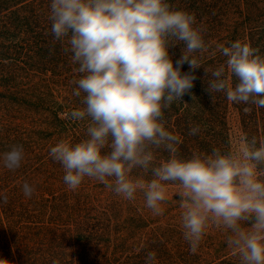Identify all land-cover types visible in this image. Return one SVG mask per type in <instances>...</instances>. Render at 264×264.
I'll list each match as a JSON object with an SVG mask.
<instances>
[{"label":"clouds","instance_id":"9594fccd","mask_svg":"<svg viewBox=\"0 0 264 264\" xmlns=\"http://www.w3.org/2000/svg\"><path fill=\"white\" fill-rule=\"evenodd\" d=\"M49 7L53 43L77 65L70 84L79 105L68 119L86 122V138L61 139L49 152L62 166L67 188L77 190L91 178L125 200L142 193L145 207L159 216L171 182L179 188L180 227L191 253L214 228L226 233L239 264H264V138L244 134L226 152L217 147L183 158L180 138L165 126V110L174 102L189 106L183 97L191 94L193 72L210 48L195 15L168 0H51ZM180 44L182 55L174 63L170 49ZM215 51L226 60L214 69L204 67L211 74L206 91L212 100L223 93L232 103L264 107L259 49L238 39L216 44ZM185 63L192 71L182 72ZM200 131L193 125L188 134ZM159 149L169 158L157 164ZM24 158L23 145H13L0 153V166L16 171ZM136 169L142 174L133 175ZM149 172L152 179L146 180ZM22 190L28 198L36 191L27 181ZM2 199L7 202L6 195ZM156 255L147 252L145 264H156Z\"/></svg>","mask_w":264,"mask_h":264},{"label":"trees","instance_id":"16d2710c","mask_svg":"<svg viewBox=\"0 0 264 264\" xmlns=\"http://www.w3.org/2000/svg\"><path fill=\"white\" fill-rule=\"evenodd\" d=\"M195 15L206 30L209 51L190 95L165 110V126L180 138L178 155L194 151L210 154L231 145L229 111H235L242 135L264 138V107L236 104L223 93L215 99L206 91L205 68L224 63L215 45L249 42L264 56V0H168ZM51 0H0V153L23 145L21 167L0 166V260L7 264H145L156 252V264H239L228 248L226 233L210 229L196 253H191L180 227V197L167 199L163 213L154 216L142 193L132 201L117 196L104 184L85 178L77 190L63 182L64 170L49 155L59 140L73 143L86 138V122L68 119L79 105L72 96L77 65L59 42L53 43L48 20ZM183 45L170 49L175 63ZM198 58L199 54H197ZM192 71L187 63L182 72ZM235 78L231 83L235 84ZM196 100L193 101L192 97ZM193 107L195 111H193ZM251 107L250 113L243 109ZM199 125V134H188ZM156 163L169 153L155 150ZM136 169L133 175H141ZM146 180L152 179L149 172ZM27 181L36 189L31 198L22 190ZM168 186H177L167 182ZM7 196L4 203L2 197Z\"/></svg>","mask_w":264,"mask_h":264},{"label":"rangeland","instance_id":"374dc122","mask_svg":"<svg viewBox=\"0 0 264 264\" xmlns=\"http://www.w3.org/2000/svg\"><path fill=\"white\" fill-rule=\"evenodd\" d=\"M228 125H229L230 138L232 144L235 140H237L240 136H242L241 128L235 111L232 110L229 111ZM178 191H179L178 186H173V185L168 186L167 199L178 196Z\"/></svg>","mask_w":264,"mask_h":264}]
</instances>
